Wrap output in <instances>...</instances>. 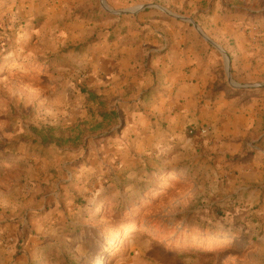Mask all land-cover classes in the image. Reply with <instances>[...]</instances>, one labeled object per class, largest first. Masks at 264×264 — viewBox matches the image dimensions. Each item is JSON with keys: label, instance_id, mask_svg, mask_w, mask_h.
<instances>
[{"label": "rangeland", "instance_id": "obj_1", "mask_svg": "<svg viewBox=\"0 0 264 264\" xmlns=\"http://www.w3.org/2000/svg\"><path fill=\"white\" fill-rule=\"evenodd\" d=\"M108 1L0 0V264H264L263 203L194 134L159 150L122 120L97 131L92 48L133 8Z\"/></svg>", "mask_w": 264, "mask_h": 264}, {"label": "crops", "instance_id": "obj_2", "mask_svg": "<svg viewBox=\"0 0 264 264\" xmlns=\"http://www.w3.org/2000/svg\"><path fill=\"white\" fill-rule=\"evenodd\" d=\"M233 1L109 0L133 8L102 22L113 34L92 48L90 95L97 131L122 120L126 139L159 150L190 142L193 131L218 175L264 214V16ZM40 238L26 247L35 259Z\"/></svg>", "mask_w": 264, "mask_h": 264}, {"label": "water", "instance_id": "obj_3", "mask_svg": "<svg viewBox=\"0 0 264 264\" xmlns=\"http://www.w3.org/2000/svg\"><path fill=\"white\" fill-rule=\"evenodd\" d=\"M102 5H103V7H104V9H105L106 11H108L109 13L114 14V12L108 10V8H107V6H106V4H105V0H102ZM133 12H136V11H132V12H129V13H133ZM123 13H124V12H123ZM125 13H126V12H125ZM227 65H228V67H230V61H229V60H228V62H227Z\"/></svg>", "mask_w": 264, "mask_h": 264}, {"label": "trees", "instance_id": "obj_4", "mask_svg": "<svg viewBox=\"0 0 264 264\" xmlns=\"http://www.w3.org/2000/svg\"><path fill=\"white\" fill-rule=\"evenodd\" d=\"M103 116H104V118H106V115H105V114H104ZM115 117H116V116H115ZM106 119H107V118H106ZM196 135H197V133H196Z\"/></svg>", "mask_w": 264, "mask_h": 264}, {"label": "built area", "instance_id": "obj_5", "mask_svg": "<svg viewBox=\"0 0 264 264\" xmlns=\"http://www.w3.org/2000/svg\"><path fill=\"white\" fill-rule=\"evenodd\" d=\"M190 133L193 134V131H191Z\"/></svg>", "mask_w": 264, "mask_h": 264}]
</instances>
